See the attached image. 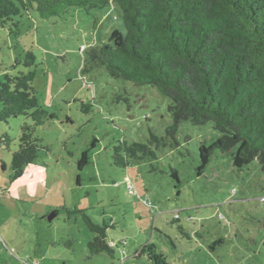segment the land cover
I'll return each mask as SVG.
<instances>
[{"label":"rangeland","instance_id":"obj_1","mask_svg":"<svg viewBox=\"0 0 264 264\" xmlns=\"http://www.w3.org/2000/svg\"><path fill=\"white\" fill-rule=\"evenodd\" d=\"M17 22L13 34L0 29V81L26 72L11 67L33 53L35 96L55 118L41 127L25 117L0 122V140H9L0 144V264H151L138 256L145 248L163 264H264V173L257 161L237 169L231 154L215 150L198 176L200 147L220 137L212 123H180L177 147H160L151 164L112 165L118 142L163 138L173 122L171 101L152 86L113 79L104 68L82 73L89 47L113 31L125 35L116 6L50 20L29 12ZM23 125L44 150L11 182ZM84 152L89 164L78 171ZM77 211L108 227L112 256L89 254L94 234Z\"/></svg>","mask_w":264,"mask_h":264},{"label":"trees","instance_id":"obj_2","mask_svg":"<svg viewBox=\"0 0 264 264\" xmlns=\"http://www.w3.org/2000/svg\"><path fill=\"white\" fill-rule=\"evenodd\" d=\"M110 5L120 10L125 35L113 31L105 44L89 47L82 73L104 68L113 79L152 86L171 101L173 121L163 138L151 134L147 143L118 142L112 147V165L126 169L131 162L151 164L160 147H177L180 123H212L220 137L200 147L198 176L215 150L231 154L237 169L257 161L264 173V0H0V29L13 34L23 13L50 20L71 10L89 16ZM18 65L27 71L6 72L0 81V122L25 117L33 127H41L55 117L35 96L33 53L27 52L11 68ZM4 143H9L5 136L0 140ZM43 150L32 127L23 125L18 150L11 155V182L21 178ZM88 164L84 152L77 170ZM170 176L179 184L175 170ZM77 213L94 234L89 254L112 256L114 247L106 243L108 227L94 224L84 211ZM261 224L264 228V216ZM220 244L215 241L210 249ZM142 255L151 264L165 262L150 248L140 251Z\"/></svg>","mask_w":264,"mask_h":264},{"label":"built area","instance_id":"obj_3","mask_svg":"<svg viewBox=\"0 0 264 264\" xmlns=\"http://www.w3.org/2000/svg\"><path fill=\"white\" fill-rule=\"evenodd\" d=\"M128 190H129V193H132V188L130 187V186H128ZM111 247H116V245H114V244H112V245H110Z\"/></svg>","mask_w":264,"mask_h":264},{"label":"crops","instance_id":"obj_4","mask_svg":"<svg viewBox=\"0 0 264 264\" xmlns=\"http://www.w3.org/2000/svg\"><path fill=\"white\" fill-rule=\"evenodd\" d=\"M112 244V243H111Z\"/></svg>","mask_w":264,"mask_h":264}]
</instances>
